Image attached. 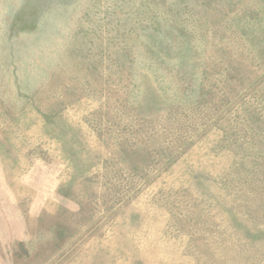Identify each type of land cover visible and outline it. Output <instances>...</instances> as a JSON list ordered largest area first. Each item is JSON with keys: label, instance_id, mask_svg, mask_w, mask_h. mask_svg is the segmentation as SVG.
I'll return each instance as SVG.
<instances>
[{"label": "rangeland", "instance_id": "rangeland-1", "mask_svg": "<svg viewBox=\"0 0 264 264\" xmlns=\"http://www.w3.org/2000/svg\"><path fill=\"white\" fill-rule=\"evenodd\" d=\"M0 264H264V0H0Z\"/></svg>", "mask_w": 264, "mask_h": 264}]
</instances>
